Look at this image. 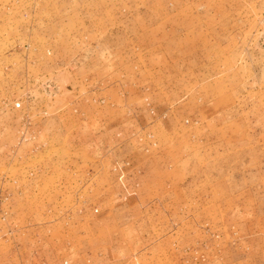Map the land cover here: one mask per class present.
<instances>
[{
	"label": "rangeland",
	"instance_id": "obj_1",
	"mask_svg": "<svg viewBox=\"0 0 264 264\" xmlns=\"http://www.w3.org/2000/svg\"><path fill=\"white\" fill-rule=\"evenodd\" d=\"M0 264H264V0H0Z\"/></svg>",
	"mask_w": 264,
	"mask_h": 264
},
{
	"label": "built area",
	"instance_id": "obj_2",
	"mask_svg": "<svg viewBox=\"0 0 264 264\" xmlns=\"http://www.w3.org/2000/svg\"><path fill=\"white\" fill-rule=\"evenodd\" d=\"M18 107H20V105H17Z\"/></svg>",
	"mask_w": 264,
	"mask_h": 264
}]
</instances>
